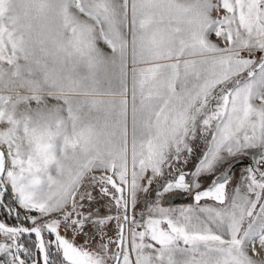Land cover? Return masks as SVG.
<instances>
[{"label":"snow or ice","instance_id":"obj_1","mask_svg":"<svg viewBox=\"0 0 264 264\" xmlns=\"http://www.w3.org/2000/svg\"><path fill=\"white\" fill-rule=\"evenodd\" d=\"M0 210V264H264V0H0Z\"/></svg>","mask_w":264,"mask_h":264},{"label":"rangeland","instance_id":"obj_2","mask_svg":"<svg viewBox=\"0 0 264 264\" xmlns=\"http://www.w3.org/2000/svg\"><path fill=\"white\" fill-rule=\"evenodd\" d=\"M214 2H216V0H214ZM216 15H217V13L214 12V13H213V16L215 17ZM212 38H213V40L216 39L214 36H213ZM100 46L104 49V51H106V52H107V51H110V50H109L105 45H103L102 43H101ZM129 86H130V85H129ZM199 156H200V151H199V149H197L196 154H195L194 156H192V157L189 158V162H188V164H187L186 167H185V170H186V171H191V170L194 169V165L197 163V158H198ZM240 159L245 160V161H246V164L243 165V166L238 167V169L234 172L233 178H232V180L230 181V185H229L230 188H235V187H237V186L240 184L242 173H244V172H245V168H246L249 164L252 163V160H251L250 157H241ZM234 162H236V161H234ZM234 162H233V163H234ZM97 175H99V173H97ZM210 182H211V178H210V177L203 179V181H202V185H203V187H204V188L208 187L209 184H210ZM93 195H95V196L98 197V202H96V203L93 205V207H98V208L100 209L101 214H104V213L107 211V209H106V207H105L104 205H105V202H106V200H107L108 198H106V197H101L98 189H96V190L93 191ZM178 196H179V195H178ZM184 196H186V197H188V198H191V197H192L191 195H188V194H184ZM9 203H11V200L9 201ZM163 203H164V206H166V207L169 206V203H168V202L165 201V202H163ZM204 203H209V204H211V202H203L202 204H204ZM192 204H193V203H188L187 200H185V202H182V203H181V202H177V203L172 204V205H173V206H177V205H192ZM32 214H33V215H36V213H32ZM23 215H24V210H21V216H20V219L17 220V219H15L14 217L6 216V215L3 213V211L0 210V220H1L2 222H5V223H7V224L10 225V226L17 225V224H23L24 226L31 227V224H30L28 221L24 220ZM61 234H62V235L65 234V233H64V230H63V227L61 228ZM108 234L114 236V234H115V228H114V225H110V226H109ZM33 235H34V234H33ZM45 235L48 236L47 233H45ZM67 235H68L69 238H71V235H72V234H71V232H68ZM22 236H23V235H22ZM48 238H51V237L48 236ZM4 239H5V238H4L2 235H0V241H3ZM83 239H84V238H83L82 236H81V237H78V238H77V243H81V242L83 241ZM18 243H20V244H22L24 247L28 248V249L30 250V252L32 253V255L35 256L36 259H37L38 261H41V260H42L41 256H38V255H37V252H36V249H37V248H36V237H34V239L31 240L30 247H28V245H26L25 239H21V237H19ZM26 264H31V258L28 259V261L26 262Z\"/></svg>","mask_w":264,"mask_h":264},{"label":"water","instance_id":"obj_3","mask_svg":"<svg viewBox=\"0 0 264 264\" xmlns=\"http://www.w3.org/2000/svg\"><path fill=\"white\" fill-rule=\"evenodd\" d=\"M234 164H235V167H234V169H233V175H234V172L238 169V167H240V166H243V165H245L246 164V161L245 160H243V159H239L238 161H236V162H234ZM185 201V200H187V202L188 203H193L194 204V201H193V199H192V197L191 198H188V197H186V196H177L176 198H174L172 201H171V203H176L177 201ZM203 202H211V203H213L212 201H201V203H203ZM1 221V220H0ZM23 235H28V233H25V234H23Z\"/></svg>","mask_w":264,"mask_h":264},{"label":"trees","instance_id":"obj_4","mask_svg":"<svg viewBox=\"0 0 264 264\" xmlns=\"http://www.w3.org/2000/svg\"><path fill=\"white\" fill-rule=\"evenodd\" d=\"M20 237H21V239H25L26 245H28V247H30L31 240L34 239L35 235L28 234V235H23V236H20ZM36 252H37V255L40 256V254H39L37 249H36Z\"/></svg>","mask_w":264,"mask_h":264},{"label":"bare ground","instance_id":"obj_5","mask_svg":"<svg viewBox=\"0 0 264 264\" xmlns=\"http://www.w3.org/2000/svg\"><path fill=\"white\" fill-rule=\"evenodd\" d=\"M177 202H181V203H182V202H185V201H180V200H179V201H177ZM177 202H176V203H177ZM171 204H175V203H171Z\"/></svg>","mask_w":264,"mask_h":264}]
</instances>
